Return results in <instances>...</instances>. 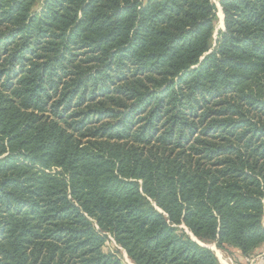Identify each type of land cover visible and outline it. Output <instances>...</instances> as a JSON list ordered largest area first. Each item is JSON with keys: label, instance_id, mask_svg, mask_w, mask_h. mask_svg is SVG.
<instances>
[{"label": "trees", "instance_id": "obj_1", "mask_svg": "<svg viewBox=\"0 0 264 264\" xmlns=\"http://www.w3.org/2000/svg\"><path fill=\"white\" fill-rule=\"evenodd\" d=\"M219 5L0 0V264L264 246V0Z\"/></svg>", "mask_w": 264, "mask_h": 264}, {"label": "rangeland", "instance_id": "obj_2", "mask_svg": "<svg viewBox=\"0 0 264 264\" xmlns=\"http://www.w3.org/2000/svg\"><path fill=\"white\" fill-rule=\"evenodd\" d=\"M212 1L216 4L218 9L216 30L214 36L216 39L219 30H223L224 14L219 5V0H212ZM221 13L223 15L222 19L220 18ZM192 239L197 241L196 238H194L193 236ZM207 247L212 249L216 253V256L218 257L220 264H264V246L261 249H259L252 258L243 257L239 250L229 247L227 245H225L223 248H218V246L215 243H213L207 245ZM105 250L119 255V257L122 258L125 264H133V262L129 259L127 253L121 248H119L114 242V240L110 239V242L106 244Z\"/></svg>", "mask_w": 264, "mask_h": 264}, {"label": "bare ground", "instance_id": "obj_3", "mask_svg": "<svg viewBox=\"0 0 264 264\" xmlns=\"http://www.w3.org/2000/svg\"><path fill=\"white\" fill-rule=\"evenodd\" d=\"M222 17H223V15H222V13L220 14V18L222 19ZM223 21V20H222Z\"/></svg>", "mask_w": 264, "mask_h": 264}, {"label": "water", "instance_id": "obj_4", "mask_svg": "<svg viewBox=\"0 0 264 264\" xmlns=\"http://www.w3.org/2000/svg\"><path fill=\"white\" fill-rule=\"evenodd\" d=\"M225 30V28H224V23H223V31ZM201 245H203V244H201ZM205 246V245H204Z\"/></svg>", "mask_w": 264, "mask_h": 264}]
</instances>
